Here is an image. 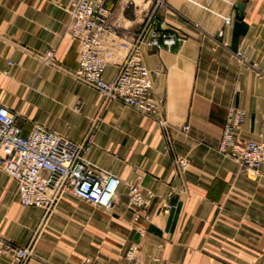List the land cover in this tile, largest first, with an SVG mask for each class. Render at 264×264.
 <instances>
[{"label": "crops", "instance_id": "obj_1", "mask_svg": "<svg viewBox=\"0 0 264 264\" xmlns=\"http://www.w3.org/2000/svg\"><path fill=\"white\" fill-rule=\"evenodd\" d=\"M71 1L0 0V100L25 133L41 124L76 140L89 134L88 158L119 180L116 197L109 210L56 205L46 217L20 204L0 169V235L34 242L27 264H124L132 244L136 264H264V165L253 179L219 151L231 109L244 115L238 137L264 139V0H106V44H116L106 79L126 55L119 44L148 17L160 35L153 47L149 30L141 51L164 124L119 101L102 108L103 94L73 77L81 46L67 33ZM131 185L145 207L130 202Z\"/></svg>", "mask_w": 264, "mask_h": 264}, {"label": "built area", "instance_id": "obj_2", "mask_svg": "<svg viewBox=\"0 0 264 264\" xmlns=\"http://www.w3.org/2000/svg\"><path fill=\"white\" fill-rule=\"evenodd\" d=\"M162 2L156 0V5ZM68 12L67 33L81 46L73 77L103 94L102 108L111 101H119L164 124L159 118V102L153 95L154 71L145 65L141 51V44L153 23L151 17L146 19L134 41L119 44L126 50V55L115 77L108 80L105 72L116 44H106L112 33L111 9L106 0H72ZM230 22V18L226 20L227 24ZM149 34L148 43L161 48L157 29L153 27ZM177 39L174 34L164 35L163 43L174 45ZM51 55L49 51L47 56ZM243 116L241 110L228 111L219 151L241 165L254 179L264 165V139L244 140L236 135ZM90 149L89 134L76 140L41 124H34L25 133L18 114L0 100V169L15 179L22 206L40 208L47 215L63 194L70 192L81 200L109 210L119 180L88 158ZM177 165L184 169L187 159L178 158ZM129 193L131 203L137 207L146 206L147 200L137 185H131ZM0 253L11 256L10 264H25L33 256V249L31 244L20 246L0 237ZM137 253L138 245L132 244L125 253L124 264H136ZM90 262L91 259H85L80 264Z\"/></svg>", "mask_w": 264, "mask_h": 264}, {"label": "rangeland", "instance_id": "obj_3", "mask_svg": "<svg viewBox=\"0 0 264 264\" xmlns=\"http://www.w3.org/2000/svg\"><path fill=\"white\" fill-rule=\"evenodd\" d=\"M98 117L99 116H97L95 119L96 120H98ZM20 202V201H19ZM130 202H131V197H130ZM21 204V203H20ZM56 205H92V204H90V203H88V202H86V201H84V200H81V199H79V198H77L76 196H74L72 193H70V192H66V193H64L63 194V196L61 197V199L57 202V204ZM132 205H134L133 203H132ZM51 213V212H50ZM50 213H48L47 215H44V216H48ZM0 237L1 238H4V239H6L5 237H3L2 235H0ZM6 240H8V239H6ZM9 241H11V240H9ZM11 242H13V241H11ZM13 243H15V242H13ZM16 244V243H15ZM29 244H31L32 245V249H33V254H34V242H31V243H29ZM28 244V245H29ZM18 245V244H17ZM20 246H22V245H20ZM25 246H27V245H25ZM127 251V250H126ZM126 253V252H125ZM5 255H7L9 258H10V262H9V264L10 263H12V260H11V256L10 255H8V254H6V253H4ZM33 257V256H32ZM31 257V258H32ZM124 257H125V254H124ZM30 258V259H31ZM29 259V260H30ZM28 260V261H29ZM27 261V262H28ZM27 262L25 263V264H27Z\"/></svg>", "mask_w": 264, "mask_h": 264}, {"label": "water", "instance_id": "obj_4", "mask_svg": "<svg viewBox=\"0 0 264 264\" xmlns=\"http://www.w3.org/2000/svg\"><path fill=\"white\" fill-rule=\"evenodd\" d=\"M238 9L241 11V9H242L241 3L238 4Z\"/></svg>", "mask_w": 264, "mask_h": 264}]
</instances>
